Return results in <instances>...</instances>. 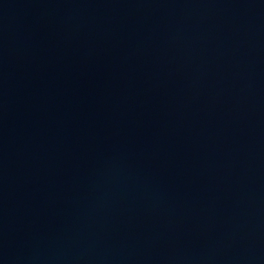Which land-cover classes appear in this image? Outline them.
<instances>
[{"label":"water","instance_id":"water-1","mask_svg":"<svg viewBox=\"0 0 264 264\" xmlns=\"http://www.w3.org/2000/svg\"><path fill=\"white\" fill-rule=\"evenodd\" d=\"M0 264H264V0H0Z\"/></svg>","mask_w":264,"mask_h":264}]
</instances>
